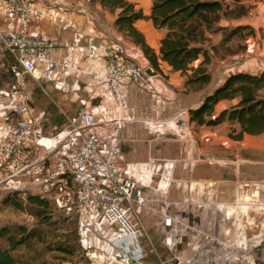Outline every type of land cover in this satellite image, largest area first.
I'll return each instance as SVG.
<instances>
[{"label":"crops","instance_id":"0c3cea01","mask_svg":"<svg viewBox=\"0 0 264 264\" xmlns=\"http://www.w3.org/2000/svg\"><path fill=\"white\" fill-rule=\"evenodd\" d=\"M6 1L0 0V24L7 31L17 30L21 20ZM31 1L37 8L47 11L43 18L31 25V33L47 37L52 43L53 55L56 58H68L73 68L51 71L42 66L39 74H26L13 56L0 54V145L17 130L15 119L19 113L15 100L7 92L18 84L32 108V116L42 125L46 136L64 128L69 117L80 107H86L98 117H106L114 112L112 97L99 95L97 91V77L107 76V61L112 54L134 60L152 76L153 89L146 90L127 82L125 91L129 98V113L133 114L132 110L136 111L139 105L144 104L149 113L145 119L157 122L174 115L176 120L188 116L189 110L200 105L204 97L222 84L230 73H258L264 70V0H246L244 3L251 5L247 15L236 19L223 17L220 20V26L250 25L256 30V35L247 36L248 50L242 53L218 55L209 46L211 62L208 68L212 80L206 88L188 92L185 90L184 75L174 71L167 62L160 61V72L153 69L141 46L118 30L115 25L117 12L104 9L99 0ZM131 1L149 16L153 0ZM226 1L232 4V0ZM135 26L159 54L161 40L167 29L157 28L149 17L138 19ZM209 35L212 45L221 43L222 30ZM255 43H258L259 51H255ZM202 58L193 65L197 66ZM77 66L80 69H75ZM149 94L153 98L143 100ZM236 102L237 99L222 100L216 105V111L229 108ZM154 110L157 119L152 117ZM184 127L183 120L181 132ZM94 129L104 145L108 144L112 133L111 124L99 123ZM141 130L139 125L125 124L120 135L118 163L121 167L149 163L148 159H155L152 147L158 142L146 133H141ZM203 132L201 141L194 140L196 144L192 153L186 149L184 132L177 138H170L166 144H170L167 146L170 149H176L177 161L182 164L177 165L178 168L184 167L183 162H192L190 171L178 169L176 188L170 192L176 194L178 216L182 219L192 216L197 224L205 226L206 231L219 239L220 248L216 250V244H213L209 249H196L198 241H186L183 236L167 245L160 226L164 217L170 216L165 212L168 204L163 206L157 203L158 194L164 197L157 187L150 189L140 185L136 198L144 201V206L135 203L130 212L131 219L143 228L139 236V250L145 255L144 260L148 264H173L172 256L160 257L154 242L164 250L176 245V264H225L222 260L218 263L219 259L231 258L233 260L229 264H264V133L246 134L242 139H233L219 134L218 127H208L202 129ZM38 149L32 145L25 150V158L32 154L36 158L33 159L34 164L29 163L28 159V164H24L25 158L14 160L8 157L0 165L5 162L12 167L11 163L17 162L21 167L10 175L20 173L27 176L34 170L36 180H40V176L45 175L43 170L46 163L42 159L44 151L38 152ZM168 167L173 165L169 164ZM143 175L144 178H151L150 169ZM67 180L65 175H61L57 180L44 184L43 188L50 190L49 184L58 183L59 191L54 192V199L51 200L64 214L77 216L80 242L90 259L89 264H137L126 254L127 250L117 244L120 228L116 224L105 220L95 221L89 215L80 213L75 203L76 191L70 188L72 186ZM169 185L168 176L160 186L166 190ZM148 197L150 199L146 204ZM192 223L195 224V221Z\"/></svg>","mask_w":264,"mask_h":264},{"label":"built area","instance_id":"2783aa9c","mask_svg":"<svg viewBox=\"0 0 264 264\" xmlns=\"http://www.w3.org/2000/svg\"><path fill=\"white\" fill-rule=\"evenodd\" d=\"M6 2L21 21L19 29L12 31H7L0 24V54L13 56L26 74H39L42 66L51 71L73 68L68 58H56L53 55L52 43L47 37L32 34L30 31L31 25L46 15V10L37 8L31 0ZM253 47L257 51L258 43ZM76 68L80 69V66ZM107 68V76L97 77V91L99 95L112 97L115 111L106 117H98L86 107H80L69 117L64 128L50 136L43 133L42 125L32 116V108L19 88L20 85L11 87L7 94L15 100L19 113L17 130L8 141L0 145V163L8 157L14 160L24 159L25 150L32 145L42 147V159L46 163L43 170L45 175L36 182L46 184L65 175L67 183H71L76 191L75 203L80 213L89 215L95 221L105 220L116 224L120 228V235L116 239L119 247L126 249V254L136 260L137 264H148L144 260L145 255L139 250V236L143 233V228L131 219L130 212L133 211L135 203L144 204L136 195L140 184L150 181L143 175V172L149 170L150 164L137 163L123 168L118 161L121 132L125 124L132 120L128 112L126 83L132 82L143 89L151 90L152 76L134 60L117 54L109 56ZM104 122L110 123L112 130L110 141L106 145L94 129L96 125ZM171 123L172 121L147 122V127H159L158 130H161L169 128ZM17 182L21 186L22 181ZM176 220L167 216L164 226L171 227ZM169 237H172L171 242ZM174 242V234L169 233L165 243L171 245ZM195 248L200 249L201 245L198 244Z\"/></svg>","mask_w":264,"mask_h":264},{"label":"trees","instance_id":"16d2710c","mask_svg":"<svg viewBox=\"0 0 264 264\" xmlns=\"http://www.w3.org/2000/svg\"><path fill=\"white\" fill-rule=\"evenodd\" d=\"M246 0H232L228 4L223 0H153L151 13L146 16L143 9L131 0H99L104 9L117 12L115 25L118 30L128 35L141 46L153 69L160 72V61L167 62L174 71L186 76V91H197L206 88L211 80L209 64L210 50L205 43L210 40V33L222 30L223 38L219 45H213L216 53L220 46H225L239 32L253 33L250 25L235 27L220 26L225 18H241L248 14L251 5ZM149 17L157 28H166L167 33L161 40L159 54L151 47L144 34L135 26L138 19ZM228 54L237 53L233 50ZM203 57L201 62L193 63ZM264 70L258 73L238 71L230 73L224 82L208 93L200 105L189 110L190 120L198 125H218L224 121L238 122L239 131L231 133L233 139H242L246 134L259 135L264 133ZM237 102L216 113V105L222 100ZM27 201L37 204L46 210L51 200L35 193L27 196ZM52 202V201H51ZM18 204V203H17ZM21 206V205H20ZM76 233L80 242L78 219L75 214ZM0 230L1 237H7L9 247L0 245V264H30L26 259L17 258L13 251L23 243L9 231ZM81 244V242H80ZM83 247V245L81 244ZM84 249V247H83ZM81 264H89L90 259Z\"/></svg>","mask_w":264,"mask_h":264},{"label":"rangeland","instance_id":"374dc122","mask_svg":"<svg viewBox=\"0 0 264 264\" xmlns=\"http://www.w3.org/2000/svg\"><path fill=\"white\" fill-rule=\"evenodd\" d=\"M223 1L231 5V3L227 2L226 0ZM251 34L255 36L256 30L250 34H247L245 30L237 33L232 38V40L229 41V44L220 46L219 52L217 54L226 55L228 54L229 50L230 52L236 50L239 53L247 51L248 49L246 40L247 36ZM205 46L209 47L213 45L209 40V42L205 43ZM260 53L261 51L259 52V55ZM184 77L186 80V76ZM146 98H148L149 101V99L153 98V95L149 94L147 97H143V100ZM132 111L133 114L131 112V114L129 113L132 120L128 121L127 123L139 125L142 129L141 133H146L147 136L155 138L158 142V145L152 147V154L155 156V159H148L147 161L150 164V181L148 183L145 182L143 185L144 187H148L150 189L157 187L159 189L158 191L164 196L161 197L160 194H158L157 203L163 204V206L168 204L165 212L167 211L170 216L177 219L171 227L166 226V228L163 227V221V224L160 226V231L162 230V234L164 236L163 238L165 239L166 236L171 233L174 234V239L181 236H183L186 241L195 239L201 245L200 249H209V246L213 244H216V250L219 249L221 242L217 237L212 235V233L206 231L204 229L205 226L197 224V220H194L192 216L187 217V219H182V217L178 216L177 206L175 203L176 194H171L170 191H173L171 190L172 188H176V174L178 169L181 170L184 168L185 171L188 172L192 168V162H183L184 167L181 166L178 168L177 165L182 164L181 162L177 161V151L175 148L170 149V147H167L170 144H166L170 138H177L178 136H181L182 132H184L186 149L188 152L192 153L196 144L194 140L199 139L201 141L202 138L200 136L205 132L204 131L202 133V129H208V127H218L219 134L230 137L231 133H236L239 131V123L224 121L214 126L198 125L197 123L190 120V114H188V116H181L179 120H176V115H174V117L169 119L165 118L162 120L172 121L169 128L158 130L159 127H157V129L147 127V122L156 123L157 121L145 119L149 113H147L148 110H145L144 104L141 106L139 105L138 110ZM150 111L151 110H149V112ZM219 112L220 110L216 111V113ZM156 115L157 112L154 110L152 117L155 116L157 119L158 116ZM17 119L18 117H16L15 122H17ZM183 120L185 122V127L181 132L180 124L183 122ZM124 148L126 149V147ZM41 151H44L42 147L38 149V152ZM27 159L29 163L34 164V160L36 158L33 157V154L31 156L28 155V157L24 159V164H28L26 161ZM169 164L173 165L171 169L167 168V175H169L170 178V185L166 190H162L160 189V183L167 177L165 174V168L167 167L166 165L169 166ZM11 166L12 167H9V165L5 162L3 165H0V230L4 229V232L9 231L15 238L23 239V243L19 244L13 251L14 255L17 258L28 260L30 264H81L82 262H85L87 256L85 255V251L81 246L76 233L75 218L68 219L67 214H64L61 209L55 207V204L51 202L53 201L51 199H54L55 196L54 192H56V190L59 191L58 183L49 184L51 186L50 192V190L43 188L45 186L44 183L36 182L37 177H35L36 174H34V170L27 176H23L20 173L10 175L15 173L21 167L18 166L17 162H15V164L11 163ZM40 179H43V174L40 176ZM19 180L22 181L21 186H19V182H17ZM186 180H189V178ZM140 183L141 182H139V184ZM69 185L72 186L71 183ZM70 188L74 189L73 186ZM32 192L35 194L40 193V195L51 200L46 210H42L43 208L39 205L32 204L27 201V196ZM156 195L157 194H155V198ZM149 199V197L146 199V204L148 203L147 200ZM193 221H195V224L192 223ZM154 244L161 258H164L167 255L172 256V263L176 264V245H173L171 249L166 248V250H164L161 249L157 243L154 242ZM0 245L2 247H9L10 243L8 238L0 236ZM220 261L226 264L227 259H219L218 263Z\"/></svg>","mask_w":264,"mask_h":264},{"label":"water","instance_id":"95a60500","mask_svg":"<svg viewBox=\"0 0 264 264\" xmlns=\"http://www.w3.org/2000/svg\"><path fill=\"white\" fill-rule=\"evenodd\" d=\"M166 166H167V167L165 168V174L167 175V174H168V170H167V168H168V169H171L172 167L169 168L168 165H166ZM168 176H169V175H167V177H168ZM167 177H166V178H167ZM162 181H163V180H162ZM162 181H161V182H162ZM168 181H169V179H168ZM160 184H161V183H160ZM160 189H162L161 186H160ZM162 190H164V189H162ZM231 260H233V259H232V258H231V259H228L226 263L229 264V263L231 262Z\"/></svg>","mask_w":264,"mask_h":264},{"label":"bare ground","instance_id":"6f19581e","mask_svg":"<svg viewBox=\"0 0 264 264\" xmlns=\"http://www.w3.org/2000/svg\"><path fill=\"white\" fill-rule=\"evenodd\" d=\"M169 241L171 242V238L169 237Z\"/></svg>","mask_w":264,"mask_h":264}]
</instances>
